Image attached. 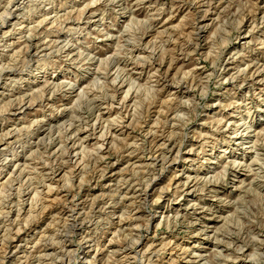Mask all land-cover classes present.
<instances>
[{
  "label": "rangeland",
  "instance_id": "rangeland-1",
  "mask_svg": "<svg viewBox=\"0 0 264 264\" xmlns=\"http://www.w3.org/2000/svg\"><path fill=\"white\" fill-rule=\"evenodd\" d=\"M0 189V264H264V0H0Z\"/></svg>",
  "mask_w": 264,
  "mask_h": 264
},
{
  "label": "bare ground",
  "instance_id": "bare-ground-1",
  "mask_svg": "<svg viewBox=\"0 0 264 264\" xmlns=\"http://www.w3.org/2000/svg\"><path fill=\"white\" fill-rule=\"evenodd\" d=\"M37 2V1H36ZM115 2V1H114ZM22 4V3H21ZM60 4V3H59ZM95 4V3H94ZM93 5V4H92ZM3 8V7H2ZM86 8V7H85ZM196 10V9H195ZM254 10V9H253ZM88 13V12H87ZM93 13V12H92ZM71 15V14H70ZM2 16V15H1ZM243 16V15H242ZM5 17V16H4ZM134 20V19H133ZM131 22V21H130ZM252 25V24H251ZM35 27V26H34ZM182 34V33H181ZM247 35V34H246ZM248 40V39H247ZM59 47V46H58ZM190 51V50H189ZM203 51V50H202ZM209 54V53H208ZM247 54V53H246ZM210 56V55H209ZM115 62V61H114ZM101 63V62H100ZM99 63V64H100ZM123 64V63H122ZM18 65V64H17ZM8 69V68H7ZM246 69V68H245ZM59 83H62V82H59ZM104 84V83H103ZM49 86V85H48ZM55 87V86H54ZM82 90V89H81ZM40 91H42V90H40ZM154 92V91H153ZM26 94V93H25ZM108 95V94H107ZM181 102V101H180ZM100 108V107H99ZM137 110V109H136ZM136 114V113H135ZM54 121V120H53ZM45 122V121H44ZM250 126H253V125H250ZM30 127V126H29ZM247 128H250V127H247ZM246 128V129H247ZM7 130V129H6ZM60 130V129H59ZM149 130V129H148ZM4 132V131H3ZM245 132H247V131H245ZM149 135V134H148ZM3 136V135H2ZM44 136V135H43ZM171 136V135H170ZM243 136H245V135H243ZM243 136H240V138L241 137H243ZM115 138V137H114ZM244 138V137H243ZM79 143V142H78ZM239 143V142H238ZM165 146V145H164ZM10 149V148H9ZM85 149V148H84ZM63 150V149H62ZM80 150V149H79ZM32 153V152H31ZM39 155V154H38ZM163 155V154H162ZM257 155V154H256ZM14 156V155H13ZM155 156V155H154ZM12 158V157H11ZM14 158V157H13ZM19 158V157H18ZM17 160V159H16ZM11 162H13L14 160L12 159V160H10ZM9 161V162H10ZM19 161L17 160V164H15V165H18V164H20V163H18ZM234 163V162H233ZM14 164V163H13ZM128 164V163H127ZM164 165V164H163ZM18 167V166H17ZM16 167V168H17ZM14 170V169H13ZM121 171V170H120ZM15 172V171H14ZM16 173V172H15ZM14 174V173H13ZM158 177V176H157ZM12 178V177H11ZM68 179V178H67ZM88 179V178H87ZM6 180V179H5ZM178 181V180H177ZM2 182H3V180H2ZM4 182H6V181H4ZM3 182V183H4ZM65 182V181H64ZM2 183V184H3ZM69 185V184H68ZM2 186V185H1ZM5 187H6V185H4ZM8 186V185H7ZM23 186V185H22ZM2 188H3V186H2ZM64 188V187H63ZM69 188V187H68ZM1 190V189H0ZM21 190V189H20ZM188 190V189H187ZM11 193V192H10ZM1 194V193H0ZM243 194V193H242ZM5 198V197H4ZM30 198V197H29ZM27 200V199H26ZM42 201V200H41ZM14 204V203H13ZM103 204V203H102ZM5 205V204H4ZM30 212V211H29ZM116 215V214H115ZM137 217V216H136ZM18 218V217H17ZM15 230V229H14ZM65 231V230H64ZM122 231V230H121ZM244 234V233H243ZM84 236V235H83ZM13 238V237H12ZM207 238V237H206ZM133 239V238H132ZM159 242V241H158ZM64 247V246H63ZM89 247V249L86 251V254H85V256L84 257H86V256H88V255H90V252H91V246H88ZM16 250V249H15ZM256 251V250H255ZM259 252V251H258ZM1 253V252H0ZM34 255V254H33ZM37 255V254H36ZM69 258V257H68ZM24 259V258H23ZM118 259V258H117ZM27 260V259H26ZM68 260V259H67ZM1 262V261H0ZM14 264V263H13Z\"/></svg>",
  "mask_w": 264,
  "mask_h": 264
}]
</instances>
